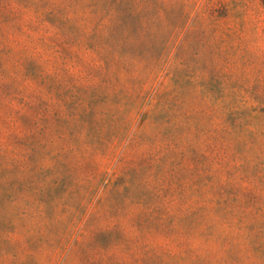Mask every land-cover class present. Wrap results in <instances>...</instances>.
<instances>
[{
	"label": "rangeland",
	"instance_id": "rangeland-1",
	"mask_svg": "<svg viewBox=\"0 0 264 264\" xmlns=\"http://www.w3.org/2000/svg\"><path fill=\"white\" fill-rule=\"evenodd\" d=\"M0 264H264V0H0Z\"/></svg>",
	"mask_w": 264,
	"mask_h": 264
}]
</instances>
